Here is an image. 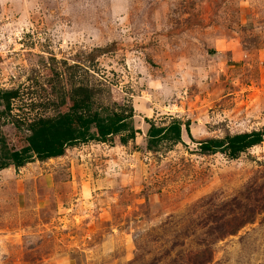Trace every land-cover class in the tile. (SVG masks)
I'll use <instances>...</instances> for the list:
<instances>
[{"label":"rangeland","instance_id":"1","mask_svg":"<svg viewBox=\"0 0 264 264\" xmlns=\"http://www.w3.org/2000/svg\"><path fill=\"white\" fill-rule=\"evenodd\" d=\"M75 84L138 133L1 169L0 264H264V136L235 159L195 145L264 129V0H0L7 145ZM171 118L192 141L146 151L144 120Z\"/></svg>","mask_w":264,"mask_h":264},{"label":"trees","instance_id":"2","mask_svg":"<svg viewBox=\"0 0 264 264\" xmlns=\"http://www.w3.org/2000/svg\"><path fill=\"white\" fill-rule=\"evenodd\" d=\"M18 98L16 89H0V128L5 117L11 113V104ZM69 107L65 112L51 117L37 116L23 123L10 118L9 123L19 132L24 128L26 134L18 149L10 147L0 134V170L12 167L18 169L29 162H43L61 157L67 147L78 143H112L118 138L120 145L127 139H134L131 109L119 108L118 112L95 108L92 91L86 86L73 85L69 93ZM144 133L145 150L153 151L163 141L176 144L181 142L182 134L192 141L187 121L182 123L171 118L166 126L158 127L147 122ZM264 129L249 133L225 135L221 139H206L195 142L198 153L211 154L215 151L229 159H235L246 150L259 145L263 140Z\"/></svg>","mask_w":264,"mask_h":264}]
</instances>
